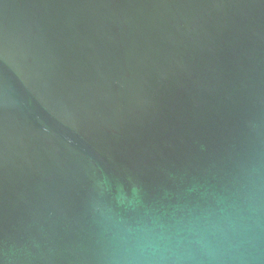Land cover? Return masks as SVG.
Wrapping results in <instances>:
<instances>
[{
	"label": "water",
	"instance_id": "water-1",
	"mask_svg": "<svg viewBox=\"0 0 264 264\" xmlns=\"http://www.w3.org/2000/svg\"><path fill=\"white\" fill-rule=\"evenodd\" d=\"M0 264H264V0H0Z\"/></svg>",
	"mask_w": 264,
	"mask_h": 264
}]
</instances>
